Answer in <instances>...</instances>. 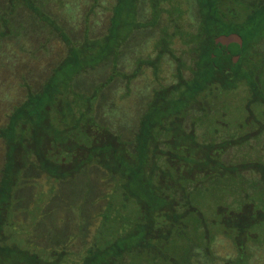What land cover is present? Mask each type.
I'll list each match as a JSON object with an SVG mask.
<instances>
[{"label":"rangeland","instance_id":"374dc122","mask_svg":"<svg viewBox=\"0 0 264 264\" xmlns=\"http://www.w3.org/2000/svg\"><path fill=\"white\" fill-rule=\"evenodd\" d=\"M243 1L251 3L258 0ZM30 4L35 5L40 13L36 14L35 7ZM129 7L130 3L126 0H0V129L3 128L0 132L3 131L7 137L13 136L7 138V144L0 136V174L6 161V151L14 164L19 163L15 169L26 164L24 169L21 168L23 171L19 177L17 170L7 169L4 178L0 179V190L9 187L4 198L11 201L10 218H6L3 226L7 237L2 240L6 246L0 251V264H47L45 251L48 249L64 253L59 264H104L107 248L112 251L122 247L132 249L128 254L131 264H264V183L259 178V172L249 166L240 170L233 166L241 165L239 163L242 161H264V63L259 69L261 88L257 87L252 94L246 87L247 83L237 81L239 76L234 73L235 86L223 89L225 91L204 101L205 111L214 114L198 119L195 130L197 139L219 141L247 131L249 136L237 143L233 142L224 150L222 159L225 163H219L224 168L217 171L218 174L193 180L198 186L188 197L192 209L189 215H185L187 227H182V234L172 236L158 248L153 246V242L147 241L149 233L138 218L141 215L147 219L154 217L158 219L154 230L162 229V212L171 211L170 189L161 190L165 194L164 198L152 196L153 191L148 187L152 185L141 184V175L133 173L128 178L133 195L128 193L129 196L124 200L123 191L119 188L120 181L116 184L117 181L95 163L85 165L72 177L55 179L36 167L33 155L28 161V149L17 143L19 133L9 132L8 126L4 128L9 114L13 113L25 96L26 82L57 86L66 75L70 81V95L76 94L75 97L71 96L74 104L88 105V117L93 113L99 122L91 124L93 129L100 133L101 128H109L126 140L129 148L132 147L134 132L147 104L145 116L148 118L150 114L154 118L165 115L168 110L172 113L179 111L182 100L169 105L170 99L159 97L156 103L154 94L161 97L175 96L171 90L175 89L179 66L184 76L190 75V40L194 39L197 50H200L196 36L187 32L197 26L195 0H138L136 16L149 24L133 29L115 57L102 60L94 66L90 64L91 60L87 64L80 58L73 61L71 52H68L61 29L75 44V51H79L85 35L89 39L95 38L90 44L97 45L112 11L114 14L119 12L117 23L120 20L129 21L132 17ZM262 15H252L255 16L253 24L257 23L259 27L256 30L258 34L264 33V11ZM126 30L125 23L117 34H123ZM237 45L239 42L232 44L233 47ZM255 48V57L263 54L264 39ZM255 59L260 61L259 57ZM219 62L224 61L220 59ZM77 67H80L78 72ZM213 75L226 80L216 70H213ZM108 78L107 83L97 91L98 84ZM171 86L169 91L163 90ZM158 89L160 92L155 93ZM93 92L95 97L90 96ZM52 110L56 115L57 109ZM202 112L203 109L194 104L189 108V114L184 116L181 127L190 122L193 115H201ZM55 115L49 116L48 120H55L58 126ZM179 115L181 119L183 115ZM37 119L46 121L45 126L48 124L45 116L39 115ZM171 119L174 120L173 115L169 119L166 117L167 121ZM256 121L260 122L261 129ZM177 124L179 120L172 122L170 130L162 128L157 133L168 138L177 136L173 141H189ZM47 129L49 126L34 130L32 139L50 135L52 132ZM171 131H176L175 135L171 136ZM9 142H16L18 146L14 147ZM118 149L124 148L120 146ZM127 149L118 151L120 157L129 156L128 161H135L134 166H138L137 155H132ZM195 151L197 153L193 157L196 159L203 154L202 149L197 148ZM154 154V157L153 154L150 156L145 169L151 168L154 162L163 165L162 156ZM65 155L72 156L70 152ZM118 163L121 171L125 172L126 163ZM192 164L191 167H196V162ZM7 167L14 168L10 165ZM8 172L10 176H7ZM152 180L154 183L156 179ZM187 188H190V184ZM174 195L178 200H183L179 189ZM152 199L154 205L163 207L160 213L153 212L152 207L147 205ZM109 200L114 202L111 207L107 206ZM242 202L249 203L251 208L263 215L259 221L248 224L255 237L249 235L245 239L243 258L239 257L236 229L219 224L217 215L218 207L233 210ZM106 210L109 211L108 219L105 217ZM100 222L103 233L100 255L97 249H92L89 256V251L86 253L84 250L86 257L79 259ZM177 231L180 232L178 228ZM114 241L117 243L112 244ZM16 249L24 252L18 253ZM151 252L158 255L156 260L149 256Z\"/></svg>","mask_w":264,"mask_h":264},{"label":"trees","instance_id":"16d2710c","mask_svg":"<svg viewBox=\"0 0 264 264\" xmlns=\"http://www.w3.org/2000/svg\"><path fill=\"white\" fill-rule=\"evenodd\" d=\"M195 1L197 3L198 14L197 26L193 31L187 32L196 36L195 39L199 42L200 50H197L196 41L193 42L194 39L192 41L190 40V63L188 65L190 75L187 77L184 76L179 66L177 71L179 77L174 83L175 89L171 90L174 91L175 94L173 95L175 96L161 97L158 94H154V101L156 103L159 101V97L162 99H170L169 105L182 100L181 109L179 111H173V113L168 110V114H160L154 118L150 117V114L148 118L147 115L145 116L148 110L147 104L141 113L139 126L134 132L135 134L133 136L134 139L132 138L131 141V148L127 146L128 142L126 140L122 139L117 133L109 128L105 127L104 129L100 127L102 129L100 133L93 129L91 124L99 122L95 119L93 113L88 117V114L90 113L88 105L81 106L79 104L76 106L74 104L72 98L75 97L76 94L72 93L70 95L71 91H69L68 88V83L70 81L67 80V75L62 78L61 83L57 86L47 83L30 84L26 82L25 96L23 97V100L18 104L16 109L12 111L13 113L9 114L6 124H4L5 126L2 125L4 128L8 126V131L11 133H19V141H17V143H21L24 148L28 149V151H26L28 154V161H31L30 156L33 155V161H35L34 164L36 167L47 172L55 179H63L67 176L72 177L79 173L85 165L95 163L102 166L113 180L117 181L116 184L120 181L119 188L123 191L124 200L129 196L128 193L133 195L132 187L128 179L133 176V173L138 176L141 175L139 178L141 184L152 185L148 186L153 191L152 196L157 195L159 198H164L163 195L165 194L161 190H163V188L170 189L172 192V199H170L172 201L169 205L171 211L169 213L162 212V221L164 224V226H161L162 229L159 231L154 230L153 226L158 222V219L154 217H148V220L141 215L138 218L141 223H144L143 225L146 228L147 234L149 233L147 241L153 242L155 248H158L160 244L162 245V243H165V241L172 236L182 234V227H187L185 215H189V211L192 209L188 197L195 191V186H198L194 184L193 180L197 178L202 179L204 177H213L218 174L217 171L224 168V165L219 164L225 163L222 159L224 150L233 142L237 143L249 136V131H247L236 137H226L219 141L197 139L195 130L199 123L198 119L202 118L204 115L214 114L205 111L204 101L211 97H215L218 92L225 91L223 89L235 86L237 82L234 78V73L239 76L237 81L242 80L247 83L246 87H248L251 94L254 89H257V87L261 88L258 78L259 69L264 63V53L259 54L256 57L254 55L257 53L255 47L264 39V33H256V30L259 27L257 26V23L253 24V18L255 16L252 15L259 14L261 16L263 14L264 0L253 1L251 3L243 0ZM126 2L130 3L129 8L132 15L130 20H125V22L120 20L117 23L116 16L119 12L114 14L112 11L110 16L111 21L107 32L99 37L97 45L90 44L95 38L89 39L85 35L82 41L83 46L79 51H75V44L72 43V40L62 31V29L60 30L61 36L67 43L69 49L68 52H71L73 61H77L80 58L87 64V61L91 60L90 64L94 66V64L96 65V63H99L102 60L113 58L119 53V46L123 44L133 29L141 28L149 24L148 21H141L136 16V3L138 0H126ZM30 5L35 7L33 9H36V14L40 13L35 5ZM125 23L127 25L126 32L123 34H117V31L120 30V27ZM250 26H253L255 29L252 30ZM222 39H225V42H222ZM234 42H241V54L236 63L231 64L232 55L230 49L233 47L232 44ZM258 57L260 61L255 59ZM220 59L224 62H219ZM227 66L229 68H223ZM78 70H80V67H77L76 71L78 72ZM213 70H216L219 74L225 76L226 78L224 79L226 80L223 81V78H217L213 75ZM108 80L109 78L99 83L97 91H99ZM233 80H235V82ZM182 84H184V86H181ZM172 87L173 86L170 88L165 87L163 90L166 91L167 89L169 91ZM158 92H160L159 89L155 90V93ZM94 95L96 96L95 92L90 96L95 97ZM71 96L73 97L71 98ZM78 96L80 95H77V97ZM194 104H198L200 108L203 109L202 114L193 115L190 122L187 123L185 121V123H187L184 124L185 128L181 127V123L184 122V116L189 114L188 110L193 107ZM53 108L57 109L56 115L53 114ZM179 114L183 115L181 119ZM39 115L46 117L48 123L46 126V121L40 122L37 119ZM54 115L57 117L58 126L57 123L55 124V120H48L49 116L51 118ZM170 115H173L174 120L171 119V121H167L166 117L169 119ZM176 120H179V124L177 125L180 126V131H182L183 135L189 141H186V139H184L186 142L181 140L173 141L177 136L174 138H168L167 136H160L159 133H157L158 129L162 128L170 130V125ZM33 123L34 130L39 128L45 129L49 126V129L47 130L52 133L48 136L44 135V137H35V140H33L31 137L34 135L32 133L34 131L32 127ZM166 123L169 124V126L166 125ZM255 123H258V125L260 124L259 121H256ZM100 126H102V124H100ZM261 128L262 126L260 124V129ZM1 129L3 130V128ZM153 129L155 132H153ZM171 133V136H173L176 131H171ZM0 136L4 139L6 144L7 138H13L12 135L8 137L5 136L3 131L2 133L0 132ZM17 143L9 142V144L14 147L18 146ZM24 144L27 147H25ZM193 145L196 146L193 147ZM120 146L121 148H124L122 150L128 148L127 150L129 153L137 155L138 166H134L135 161H128L130 158L129 156L120 157L118 152L122 151L118 149ZM197 148L202 149L203 154L199 155L196 159L193 157V154L197 153L195 151ZM66 152H70L72 156L66 157ZM154 152L162 156L163 165H159L153 161V167L151 166V168L149 167L148 169H145V165L149 161L150 156L152 154L153 157L155 156ZM8 154L9 153L6 151V161L1 169L0 179L4 178L5 172L8 171L7 169L14 170L16 165L19 164L17 162L14 164L13 159L8 156ZM118 162L126 163L125 172L121 171V168L118 167ZM193 162H196V167L194 168L191 167ZM29 163H27V165ZM239 164L241 165L233 164L235 169L238 168L240 170L242 167L249 166L253 170L259 172V178L264 183V161L257 159L250 162L242 161ZM9 165L14 168H8L7 166ZM25 166L26 164L21 168L24 169ZM19 168L20 166L15 169L18 171V177L23 171V169ZM10 175L11 174L8 172L7 176ZM152 179H156L154 182L155 184ZM4 184H6L5 180ZM188 184H190V188H187ZM177 189L181 191L183 200H178L176 195H174ZM8 191L9 187L6 190H0V204H2L0 207V251L4 249V245L6 246V244L2 242V240H5L7 237V233L3 230V226L6 224V218H10L11 201L8 198H4ZM112 191L110 193H112ZM110 193L108 196L111 200ZM110 200L108 202L109 205H107L109 207L114 204V202ZM153 200L154 199L150 201L151 203L147 202V205L152 207L151 209L153 212L156 211L160 213L163 207H161V205H154ZM218 211V223L225 227L236 229L235 237L240 250L239 257L241 256V258H243L245 239L249 235L255 237L253 233L250 232L248 224L251 221H259L264 214H259L255 209L250 207L249 203L246 204L245 202L239 204L236 209L223 210L218 207ZM106 212L107 214L105 217L108 219L109 211L106 210ZM244 215L247 217L242 218ZM158 218L161 220L160 216ZM177 228L180 232L177 231ZM102 234V222H100L93 238L84 247L82 251L84 254L80 255L79 259L86 257L87 254L85 255V251L88 253L87 250L89 251V256L92 253V249L99 250L100 255V249H102L100 246ZM150 235L151 240L149 239ZM115 243L117 242H112V244ZM107 250L108 252L105 254L106 261L104 264H131L128 254L132 252V249L122 247L112 251L108 248ZM15 251L18 253L24 252L20 249H16ZM45 252L48 259L46 262L47 264H59L64 254L62 251H59L60 253L55 252L54 249H48ZM151 253L152 254L149 256L156 260L158 255L154 252Z\"/></svg>","mask_w":264,"mask_h":264},{"label":"water","instance_id":"95a60500","mask_svg":"<svg viewBox=\"0 0 264 264\" xmlns=\"http://www.w3.org/2000/svg\"><path fill=\"white\" fill-rule=\"evenodd\" d=\"M222 42H225V39H222ZM240 51H241V47H240V42H239V45H237L236 49H234V51H233V55H232V59H231L232 64L237 60L238 55L240 54ZM223 68L227 69L229 67L227 66V67H223Z\"/></svg>","mask_w":264,"mask_h":264},{"label":"flooded vegetation","instance_id":"af4514ba","mask_svg":"<svg viewBox=\"0 0 264 264\" xmlns=\"http://www.w3.org/2000/svg\"><path fill=\"white\" fill-rule=\"evenodd\" d=\"M110 21H111V20H110V18H109V22H108V24L106 25V28H105L104 33L107 32L108 26L110 25ZM104 33H103V34H104ZM120 46H121V45H120ZM120 46H119V48H120ZM234 49H236V46H235V47H231V49H230L231 55H233V51H234ZM240 54H241V51H240ZM240 54L238 55V58H239ZM238 58H237V59H238Z\"/></svg>","mask_w":264,"mask_h":264}]
</instances>
